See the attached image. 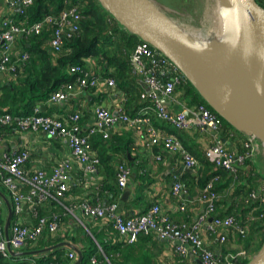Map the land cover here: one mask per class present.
Returning a JSON list of instances; mask_svg holds the SVG:
<instances>
[{"label":"built area","instance_id":"obj_1","mask_svg":"<svg viewBox=\"0 0 264 264\" xmlns=\"http://www.w3.org/2000/svg\"><path fill=\"white\" fill-rule=\"evenodd\" d=\"M19 0H11L15 5ZM18 13L22 14L33 0H20ZM264 10V0H257ZM79 13L75 7H66L57 14H47L40 21L27 24L12 17H5L0 24V84L5 77L10 81L23 69L28 54L23 51H15L14 44L20 36L38 34L47 25L56 26L51 40L48 42L49 50L53 55L61 54L64 50L65 40L71 38L80 29ZM69 51V50H68ZM14 57V59H13ZM12 59V61H11ZM132 73L138 82L144 86L140 92L142 101L147 102L141 110L129 116L124 109L125 99L118 105L117 111L96 104L93 107V122L83 129L80 124V113L74 112L67 116L50 115L40 112V106L30 115H14L8 112H0V127L14 126L18 131L44 132L48 138H59L68 149V153L57 161L50 171L44 168H31L27 166L30 152L27 148L19 150H0V182L6 189L11 199V211L14 220L9 225L8 236L5 235L4 226L1 225L0 214V254L11 255V252L20 251L44 234H55L61 227L60 215H38L34 210V222L23 223L17 219L23 212L26 204L41 205L56 201L61 203L72 186L90 182L99 167V158L91 149L90 139L97 135L103 140L111 137L114 128L125 123L134 133L135 143L153 152V159L160 161V151H166L174 155L186 169L197 171L200 163L197 158L182 144L173 134L161 131L152 121L151 115L164 121L172 127L182 130L192 125L201 130L219 133L222 127V118L211 108L204 104L188 106L183 100L175 96V86L183 76L177 66L161 51L148 42L139 40L129 55ZM69 74L75 76L73 82H67L51 93L44 104H57L66 101L75 94L76 89L82 91L90 88L103 93L117 87L116 81L111 76H103L99 65L89 57L84 63L73 64L68 69ZM176 104L179 110H172L162 101ZM190 113V117L185 115ZM246 151L238 153L229 149L225 142L216 137L204 149L205 158L215 168L223 169L232 177V181L224 195L214 188V183L220 180L219 175L213 176L203 189L198 192V200L202 204V210L189 221L175 220L161 212L158 202L150 205L144 212L125 215L119 210L117 202H96L88 200L80 201L78 207L85 217L92 220H103L112 226L117 235L118 242L134 243L140 234H152L154 238L174 243V253L188 258L199 259L200 264H236L239 258H250V253L240 248L234 252L223 251L211 247L209 241L203 238L204 230L219 245H223L229 237H244L249 225L257 222L264 231V211L255 214L257 210L253 203L264 202L260 191L264 190V182L257 190H252L243 204L238 206L240 196L232 197L237 201L242 215L219 214L218 202L222 198L230 197L232 189L238 181V171L245 166V161H251L252 168L257 170L255 159L261 143L254 136H247L243 141ZM262 150V149H261ZM82 167L81 174L72 175L75 165ZM116 181L120 188H124L131 175V167L125 161L117 163L115 167ZM171 192L179 197L187 194V187L176 177L173 181ZM0 199V206H1ZM65 208V207H64ZM36 209V208H35ZM181 212L185 211V203L179 205ZM72 212V210H71ZM240 213V212H239ZM239 215V214H238ZM178 241L179 244H175ZM67 252V257L75 261V250ZM252 257V256H251ZM41 264H57L55 261ZM90 264H97V259L92 256Z\"/></svg>","mask_w":264,"mask_h":264},{"label":"trees","instance_id":"obj_2","mask_svg":"<svg viewBox=\"0 0 264 264\" xmlns=\"http://www.w3.org/2000/svg\"><path fill=\"white\" fill-rule=\"evenodd\" d=\"M70 6L75 7L76 12L79 13L80 29L71 38L65 40L64 48L67 50H64L63 53L53 55L48 47V42L51 40L56 26L47 25L38 34L32 33L29 36L23 35L18 38L22 43H26L23 45L22 51L28 54V58L23 65V69L21 71L19 70L16 79L0 84V112H8L20 116L32 114L35 107L44 104L51 93L56 91L60 85L74 81L75 76L69 74V67L73 64L84 63V59L89 57L93 58L99 65L101 74L103 76L113 77L118 89L124 92L127 98V113L129 116H133L139 107L143 105L140 102V92L143 88L136 76L132 73L129 60L130 52L140 39L122 27L104 9L98 0H33L25 9L24 13H17V19L27 24H33L40 21L47 14L55 15L62 9ZM174 93L178 99L183 100L188 106L204 104L210 108L193 84L184 75L175 86ZM128 109L131 111H128ZM40 112L44 113L41 109ZM151 118L153 123L158 126L156 121H159V119L154 117V115H151ZM222 122L220 132H222L223 138L231 131L242 134V132H239L225 120L222 119ZM6 127L16 129L14 126ZM243 141L240 151H237L238 153H244L246 151ZM90 144L91 149L93 151L96 150V155L99 158V166L102 163L105 166L106 172L105 180L97 188L95 196L99 198L107 196L108 202H110L111 193L115 197L119 193L117 181L116 187L111 185V175L113 176L111 152L121 154L126 158V154L128 152L131 153V149L135 148L133 139L130 133H123L121 135L113 134L107 140H103L95 135L91 137ZM108 151L110 155H107ZM199 159L202 167L196 171L195 176L189 172L184 173V177L187 178L185 182L189 186V188L187 186V193L188 191H194L195 187H198L199 190L203 189L213 176L219 175L221 176L220 180L214 183V188L219 192L223 190L224 194L232 181V177L223 169L215 168L205 156H200ZM121 161L124 160H120L119 162ZM128 165L130 166V162ZM245 166L239 169L238 181L235 183L236 189L234 193L244 190V195H240L242 198L238 206L243 204L241 202H243L244 198L248 197V194L252 190H257L261 183L264 182L263 172L260 173L254 170L250 160L247 159L245 161ZM130 167L132 168V166ZM225 174L228 175V180L225 184H222L221 182ZM259 177L263 179L258 180L256 183ZM134 179L137 182L136 189L134 190L136 198L132 202L138 203L143 199L141 190L148 183H145V177L138 170L134 172ZM242 180L246 181V183L242 184ZM73 188L74 186L71 189ZM260 193L264 198V190L260 191ZM229 196L236 197L238 195L230 194ZM253 206L257 207V210L254 212L255 214L264 211V202H255ZM148 207L149 205L146 209ZM62 210L65 211L64 209ZM36 212L38 215L57 213L55 211L44 212L41 208L36 209ZM243 212V210L240 211V213ZM0 214L1 225H4L1 209ZM60 218L62 219V216ZM13 220L14 215H12L10 223ZM175 220L189 221L190 219L188 220L186 217ZM261 227H259V223L254 222L249 225L248 232L244 237L237 236L238 242L242 245L241 248L253 255L256 254L264 241V231L260 229ZM109 228L113 230L111 225ZM80 229L82 230V227ZM80 229L75 232L74 236L67 237L73 243H78V240L85 242H82L83 244L79 247L82 256L79 264H90L92 256L96 257L97 264L98 262L101 264H195L187 256H182L177 253H175L172 261L167 263L159 262L149 249H143L136 243L141 237L150 239L153 236L152 234H140L134 243H126L121 241L112 242L105 235H99V233H96L92 229H90L91 234H86L83 231L84 239H80L78 235L81 233ZM51 235L44 234L37 241L23 248V251L29 252L27 254L9 255L7 257L0 254V264H41L48 261H55L57 264H69L71 260L66 254L71 249L66 246L55 247L39 254L30 252L55 245L62 241L61 237H52ZM155 245L153 241L152 246ZM249 259L239 258L236 264H245Z\"/></svg>","mask_w":264,"mask_h":264},{"label":"crops","instance_id":"obj_3","mask_svg":"<svg viewBox=\"0 0 264 264\" xmlns=\"http://www.w3.org/2000/svg\"><path fill=\"white\" fill-rule=\"evenodd\" d=\"M10 1L11 0H0V24L5 17H12L14 19H17L18 17V3L12 5ZM24 44L26 43H22L20 39H17L14 44V50L22 51ZM3 81L7 83L10 80L5 77ZM141 86L142 88H144L143 85ZM122 99H125L124 109L127 113L126 95L124 94V92L119 90L118 87L111 91L109 90L103 93L96 92L94 89L90 88L84 89L82 91L76 89L75 94L68 98L66 101L53 105L42 104L40 106V109L44 113L58 116H67L74 112H79L80 124L83 129H86L93 122L92 111L93 107L96 104L100 103L111 108L113 112H116L118 105ZM140 102L141 104L143 103V105L139 107L135 114H137L141 110V108H143L144 105L147 104V102H144L142 100H140ZM169 107L174 111L179 110V107L176 104H171L169 105ZM128 111L131 110L128 109ZM156 122L158 123L157 127L161 131L175 135L182 142V144L197 158L199 163V157L204 156V149L210 143H212L216 137L224 141L229 149L236 152L240 151L242 141L246 137V135L243 133L239 134L231 131L223 138L222 132L212 133L210 131L196 128L192 125L186 126L182 130H179L164 121L159 120ZM123 133L131 134V138L133 139L135 148L131 149V153L128 152L126 154V158H124L121 154L111 152V169L113 171V176L111 175V185H114L115 187L117 185L115 180V167L120 160H124L128 164L130 162V166H132L131 175L127 185L124 188L118 187L119 193L116 197L111 193V201L117 202L119 210L125 215L139 213L145 210L148 205L150 206V204L158 202L161 205V212L167 214L172 219H182L187 217L189 220L195 217L198 212L202 210V204L198 200L199 188L195 187L194 191H188L185 196L181 195L179 197L173 196L171 192V187L176 177H178L186 187L188 186L185 182L187 178L184 177V173L189 171L183 167L176 156L168 154L166 151H160V154L162 156V159L160 161H156L155 159H153V153H157L158 149L154 148L153 152H151L150 150L143 147L140 143L138 144L137 141L135 143L134 133L131 129L128 128L125 123L118 124L111 133V136L113 134L121 135ZM21 148H27L30 152V158L27 162L28 167H41L46 169L47 171H50L57 163V161L68 153L67 147L59 138H48V136L42 131H18L13 127H0V150L9 151L19 150ZM261 152L262 151L259 148L255 163L257 172H263L264 174V157H262ZM107 155H110L109 151L107 152ZM201 167L202 164L200 163V168ZM81 170L82 167L80 165H75L72 175L74 177L79 176L81 174ZM136 170H138L139 173H141V175L145 177V183H148V185L141 190V196L143 197L142 201L133 203L132 201L136 198L134 191L137 185V182L134 179V172ZM189 173L195 176L197 172L193 171ZM105 176V166L101 163L94 175V178L90 182L84 184H76L73 189H70L69 194H67L61 202L63 204V207L60 206V203L56 201H51L50 203H44L36 206H29L28 204H26L24 206L23 212L20 216H17V219L23 223H33L34 210L36 211V209L41 208L44 212L55 211L60 214V216H62L61 227L59 231L51 235L52 237L59 235L63 236L61 237L62 241L58 243L67 242L71 245L76 246L77 248L81 247L80 245L83 244L82 242L84 241L78 240V243H73L69 239H67L68 236H74L75 232L80 229V227H82V230L80 229L81 233L78 234L80 239H84V232L86 234H91L90 229H92L96 233H99V235H105L110 241L117 242V235L112 229L110 230L109 224L103 222V220H92L88 217H85L82 214V211L78 207H76L77 204L82 200H88L93 204H95L96 202L104 203L109 201L107 196H102L101 198L95 196L97 193L96 190L99 185H101V183L105 180ZM227 180L228 175L225 174V177L222 179L221 183L225 184ZM245 183L246 181L242 180V184ZM235 189L236 188L232 189L231 191L233 192V194ZM125 191H128V195L123 197V193ZM220 192L221 195L225 196L223 194V190H221ZM0 199L2 201L0 209L2 218H4L5 225L9 215V207H11V199L6 189L2 186L1 182ZM182 203H185L184 212H181L179 210V205H181ZM62 209H64L65 211H63ZM217 212L221 215L229 213L237 214V216L241 215V213H239L240 207L237 206V201L228 196L227 198H222L218 202ZM204 227L205 225L202 226L203 238L205 239V241L210 242L212 248L234 252L242 247L241 243L238 242V240L234 237H229V239L223 245H219L216 241L212 240V237L210 235L206 233ZM153 241L156 244L155 246H152ZM136 243H138V245L143 249H149L161 263H167L174 259V243L161 241L154 238L153 236L150 239H144L141 237ZM61 246L70 248L65 244ZM193 261L195 264H198L195 260ZM72 263L73 261L69 262V264ZM98 264L101 263L98 262Z\"/></svg>","mask_w":264,"mask_h":264},{"label":"water","instance_id":"obj_4","mask_svg":"<svg viewBox=\"0 0 264 264\" xmlns=\"http://www.w3.org/2000/svg\"><path fill=\"white\" fill-rule=\"evenodd\" d=\"M98 1L129 33L164 53L223 120L239 132L254 136L262 145L264 157V10L257 0H220L230 11L236 41L229 60L221 64L203 55L149 0ZM246 42L250 45L248 52L244 47ZM185 115L190 117L187 111ZM127 195L128 191H125L123 197ZM11 217L9 207L4 225L6 236ZM64 244L77 253L72 264H79L80 249L67 242L30 252L39 254ZM27 253L20 250L11 255ZM191 259L200 264L199 259ZM245 264H264V241Z\"/></svg>","mask_w":264,"mask_h":264},{"label":"rangeland","instance_id":"obj_5","mask_svg":"<svg viewBox=\"0 0 264 264\" xmlns=\"http://www.w3.org/2000/svg\"><path fill=\"white\" fill-rule=\"evenodd\" d=\"M149 1L208 59L218 64L229 60L236 48L235 33L233 25L221 15L219 0ZM244 47L248 52L249 42ZM262 179L259 177L256 183ZM236 194L244 195V190ZM252 255L250 253V258Z\"/></svg>","mask_w":264,"mask_h":264},{"label":"bare ground","instance_id":"obj_6","mask_svg":"<svg viewBox=\"0 0 264 264\" xmlns=\"http://www.w3.org/2000/svg\"><path fill=\"white\" fill-rule=\"evenodd\" d=\"M219 4H220L219 8H220V12H221L222 17L224 18V16H225V18L233 25L232 19H231V14H230L228 7H226L220 0H219ZM244 35H246V33H244ZM244 39H246V36H244ZM214 54H215V52H214Z\"/></svg>","mask_w":264,"mask_h":264}]
</instances>
